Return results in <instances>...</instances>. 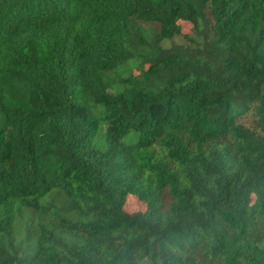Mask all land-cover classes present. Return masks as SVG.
I'll return each instance as SVG.
<instances>
[{
  "label": "trees",
  "instance_id": "1",
  "mask_svg": "<svg viewBox=\"0 0 264 264\" xmlns=\"http://www.w3.org/2000/svg\"><path fill=\"white\" fill-rule=\"evenodd\" d=\"M0 264H264V0H0Z\"/></svg>",
  "mask_w": 264,
  "mask_h": 264
},
{
  "label": "rangeland",
  "instance_id": "2",
  "mask_svg": "<svg viewBox=\"0 0 264 264\" xmlns=\"http://www.w3.org/2000/svg\"><path fill=\"white\" fill-rule=\"evenodd\" d=\"M193 32L192 26L189 23L186 22H179V31H178V36H177V40L176 42L179 43L180 41H184L186 36L191 35ZM127 76V74H126ZM128 76L130 78H136L139 76V72L138 71H132L130 74H128ZM235 97V103L239 105V101L236 100ZM82 103H85L86 106H88L92 112H97V107L94 106V103L92 102L91 98L84 95L83 98L81 99ZM242 114V112H241ZM243 115V114H242ZM252 119L249 117H244V116H240L239 121L243 122L247 125H251L252 124ZM137 159H143L142 154H140L139 156H137ZM119 167H120V162H119ZM165 200L167 202L166 205H168V203L170 202V198L169 196H165ZM255 204L253 205L254 208ZM125 211L130 213V214H134V213H143L146 212L147 210V204L145 203V201L143 200L142 196L140 195V193L138 192L137 188L133 189V191L129 194V196L127 197L126 203H125Z\"/></svg>",
  "mask_w": 264,
  "mask_h": 264
}]
</instances>
